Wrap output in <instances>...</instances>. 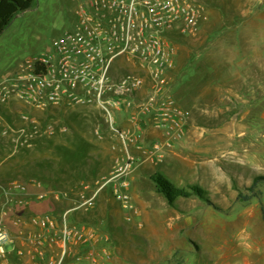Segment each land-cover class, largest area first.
<instances>
[{
	"label": "built area",
	"instance_id": "obj_1",
	"mask_svg": "<svg viewBox=\"0 0 264 264\" xmlns=\"http://www.w3.org/2000/svg\"><path fill=\"white\" fill-rule=\"evenodd\" d=\"M74 1L78 2L74 27L0 81V103L15 98L40 112L59 106L95 107L119 142L111 147L118 155L107 177L77 191H46L38 181H0V264H11L13 256L16 264H82L83 256L91 264L112 260L108 238L88 224L74 222L72 214L89 211L100 193L110 189L127 213V222H132L138 209L130 177L139 160L131 148H142L139 138L118 127L117 114L132 106L131 99H144L139 100L142 110L155 119L166 138L151 150L159 162L164 150L185 138L187 115L170 94L176 38L197 35L209 20L210 5L219 0ZM21 120L24 125L14 128L0 119V139L15 154L56 133L53 126L40 127L30 115ZM96 134L101 137L98 129ZM52 201H70L71 206L60 213L31 212L34 204Z\"/></svg>",
	"mask_w": 264,
	"mask_h": 264
},
{
	"label": "rangeland",
	"instance_id": "obj_2",
	"mask_svg": "<svg viewBox=\"0 0 264 264\" xmlns=\"http://www.w3.org/2000/svg\"><path fill=\"white\" fill-rule=\"evenodd\" d=\"M227 1L226 3V0H219L210 5L212 7L222 3L228 6V9H222L221 13L219 10L217 16H235L241 0ZM260 1L264 2V0ZM77 7L78 2L74 0H36L30 10L18 14L0 37V81L14 70L16 71L18 66L27 59L42 55L50 48L53 40L70 31L77 20ZM209 18H212L211 12ZM196 58L197 56H194L193 62L197 61ZM94 113H90L84 121H80V128L86 129V132L82 134H85L84 140L92 147L87 162L88 168H85L87 174L82 181L88 183L91 180L90 182L96 185L100 177L93 174L94 178L91 179V169L96 167V169L103 168V171L112 170L115 159H111L113 156L111 147L115 143L108 134V127L102 112L95 108ZM37 114L40 115L41 112L37 111ZM44 117L42 115L39 119L35 117L40 127L47 126L49 123ZM54 117L53 122L59 126L60 116L57 113ZM228 122L234 124V116L229 118ZM67 123L72 127L69 128L68 133L56 132L51 137L45 136L37 139L33 148L16 154L9 148L10 152L5 157L15 162L21 159L24 162L30 160V163L37 160L43 161L44 155L41 147L59 146L66 142L70 143V141L73 144L79 139L74 129L77 126L74 118L68 117ZM99 128L106 132L105 136L99 137L96 134L95 130ZM46 140L52 141V144L49 145ZM211 141L214 146L219 143L227 144L229 151L226 153L228 156L226 162L216 160L219 159V154L215 152H211L209 158L206 159L198 157L200 153L191 150L189 146H193L192 141L187 140L185 143L188 146H183L184 142L179 143L178 148L165 159L164 163L159 162L147 168L140 166L135 169L132 175H141V178L136 181L135 199L131 192L133 202L138 209L132 222H127V213L111 197V190H105L103 193L105 199L103 197L100 209L105 210L107 204L114 203L122 211L121 223H125V231L119 230L118 232L122 240L116 255L130 260L131 264H236V246L243 241L251 242L253 236H257L262 231L259 227L264 228L260 209L261 201L257 199L238 200L240 194L243 196L252 194L248 189L256 178L254 182L247 183L246 180H250L251 177L247 178L245 174L244 182L237 180L234 135L227 136L222 141L219 137H215ZM13 165L0 168L2 174L7 177L3 182L38 181L46 191L66 189L63 186L58 187L55 182L58 181L57 173L60 174L58 167H55V170L45 165L28 164L30 166L12 168ZM157 173L166 177L178 188L189 190L193 186L199 187L207 193V199L210 202L192 196L179 198L171 206L158 193L152 181V177ZM51 177L54 178L51 179ZM65 178H67V183L71 182L73 187L76 186L73 175ZM255 191L264 193V183L259 184ZM70 206V201H52L49 210L60 213ZM90 216L94 219L97 217L96 214ZM72 220L77 222L73 214ZM140 224L142 228H139Z\"/></svg>",
	"mask_w": 264,
	"mask_h": 264
},
{
	"label": "crops",
	"instance_id": "obj_3",
	"mask_svg": "<svg viewBox=\"0 0 264 264\" xmlns=\"http://www.w3.org/2000/svg\"><path fill=\"white\" fill-rule=\"evenodd\" d=\"M211 8L212 10L209 11L212 18L203 24L197 35L181 36L176 40L178 56L176 69L172 73L170 94L181 111L187 115L186 135L171 149L162 152L164 153L162 163L178 148L179 143L184 142L183 146L187 147L188 144L185 143L187 140L192 141L193 146H189L191 150L202 153V155L198 154V157L206 159L211 152H215L219 154V159L216 160L226 162L228 159L226 153L229 151L227 144L219 143L214 146L211 139L219 137L222 141L225 137L234 135L236 178L244 182L246 174L247 178L251 177L246 182H254L255 178L264 177V2L241 0L234 17L216 15L219 10L221 13L222 9H228V6L222 3L210 6ZM194 56H197L195 62H193ZM146 94L145 89L141 96L144 97ZM139 100L144 99H131L132 106L125 107L117 114V125L121 130L130 131L139 138L142 149L132 147L131 154L139 160L138 168L140 166L147 168L159 164L158 156L151 155V150L156 142H163L166 138L155 119L142 110ZM94 109L95 107L85 105L59 106L38 115L36 110L13 98L8 103H0V119L5 125L15 128L24 125L20 118L22 115H36L34 117L38 119L42 115L56 132L64 134L68 133L71 127L67 123L68 117H73L77 125L74 128L75 132L84 140L85 134L82 133H85L86 129L80 128V121H84L90 113L93 114ZM57 113L60 116L59 126L53 122ZM231 115L234 116V124L228 122V119L233 117ZM98 131L100 136L106 133L100 128ZM107 131L118 146V140L109 130ZM9 148L10 146H6L5 141L0 139V168L15 165V160L5 157L10 152ZM112 155L111 159H115L118 153L112 151ZM102 169L92 168L91 179L95 174L96 177H100L98 179L100 181L112 171ZM140 178L141 175L137 176V174L130 177L132 194L135 193L136 181ZM4 179L7 177L0 171V181ZM90 181L88 183L81 181L78 186L87 184L95 187ZM104 192L100 193L97 204L89 211L73 213L74 219L94 227L101 236L108 238L107 245L114 254L112 260L106 264H131L130 260L116 255L122 240L118 232L125 231V223H121L122 211L114 203L107 204L105 210L100 209L103 197L105 199ZM111 197L113 198L112 195ZM252 199L261 201L263 218L264 193L259 192L258 196ZM51 205L52 202L34 204L31 206V211L44 213ZM91 214H96L98 218L94 216V219ZM259 228L262 231L257 236L254 235L251 242L243 241L236 246V264H264V228ZM12 233L15 238V229ZM118 259L120 261H117ZM81 262L91 264V260L84 256ZM11 264H16L15 256L12 257Z\"/></svg>",
	"mask_w": 264,
	"mask_h": 264
},
{
	"label": "trees",
	"instance_id": "obj_4",
	"mask_svg": "<svg viewBox=\"0 0 264 264\" xmlns=\"http://www.w3.org/2000/svg\"><path fill=\"white\" fill-rule=\"evenodd\" d=\"M36 0H0V37L4 34L7 28L12 24L15 17L23 12L30 10L33 7V4ZM48 141L49 145L52 144V141ZM67 144V142H66ZM61 144L59 146L53 145L49 147H41L43 148V161H34V163H30L28 160L24 162L23 159L15 162L12 168L17 166H26L28 164L32 165H45L50 169H55L58 167L60 169V174L57 173V182L56 184L59 186H63L64 191H77L79 187L78 183L82 181L84 177H86V170L88 168L87 162L89 161L90 153L92 151L91 144L86 140H83L81 137L77 139V142L70 141L68 145ZM40 149V148H39ZM28 165V166H30ZM92 170V169H91ZM68 175H73L76 183L75 187H73L72 183H67L65 178ZM48 177V176H47ZM59 177V178H58ZM54 177H51L53 179ZM152 181L155 183L157 191L161 194L168 203L173 206L175 201L179 198H190L192 196H197L199 199L203 201L210 202L207 199V193L200 189L197 186H193L188 189L178 188L174 184H172L166 177L157 173L152 177ZM264 183V177H257L255 182L251 187H249V191L252 193L249 196L239 195L238 200L250 201L255 196H258V193L255 191L259 184ZM211 204V203H210ZM263 221H264V210H263Z\"/></svg>",
	"mask_w": 264,
	"mask_h": 264
}]
</instances>
